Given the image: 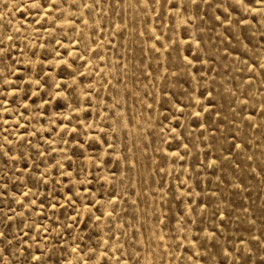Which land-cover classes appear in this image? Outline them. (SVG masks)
Returning <instances> with one entry per match:
<instances>
[{"label": "rangeland", "instance_id": "obj_1", "mask_svg": "<svg viewBox=\"0 0 264 264\" xmlns=\"http://www.w3.org/2000/svg\"><path fill=\"white\" fill-rule=\"evenodd\" d=\"M0 264H264V0H0Z\"/></svg>", "mask_w": 264, "mask_h": 264}]
</instances>
